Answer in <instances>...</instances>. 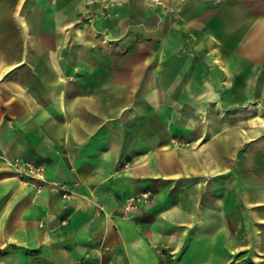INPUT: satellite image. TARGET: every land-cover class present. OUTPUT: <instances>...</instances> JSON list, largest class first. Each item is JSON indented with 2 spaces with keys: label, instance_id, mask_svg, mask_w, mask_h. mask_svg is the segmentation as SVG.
<instances>
[{
  "label": "crops",
  "instance_id": "obj_1",
  "mask_svg": "<svg viewBox=\"0 0 264 264\" xmlns=\"http://www.w3.org/2000/svg\"><path fill=\"white\" fill-rule=\"evenodd\" d=\"M164 246L264 264V0H0V264H160Z\"/></svg>",
  "mask_w": 264,
  "mask_h": 264
},
{
  "label": "built area",
  "instance_id": "obj_2",
  "mask_svg": "<svg viewBox=\"0 0 264 264\" xmlns=\"http://www.w3.org/2000/svg\"><path fill=\"white\" fill-rule=\"evenodd\" d=\"M11 166L16 171L19 177H31L39 180L45 181L46 168L44 166H35L30 162H25L19 159H16L11 162ZM77 184H69L65 182H49L48 189L51 193L59 194L63 200L69 201L75 191V186ZM150 194H142L140 196L133 197L127 201L126 211L134 212L138 206L149 202ZM161 257L160 264H169V258L174 253L171 251L170 247L164 246L158 250Z\"/></svg>",
  "mask_w": 264,
  "mask_h": 264
},
{
  "label": "rangeland",
  "instance_id": "obj_3",
  "mask_svg": "<svg viewBox=\"0 0 264 264\" xmlns=\"http://www.w3.org/2000/svg\"><path fill=\"white\" fill-rule=\"evenodd\" d=\"M32 164H34V163H32ZM35 166H43V165H38V164H34ZM9 169H10V171L13 173V174H15L18 178H20L21 180H23V181H25V182H27V183H29V185L33 188V189H35L36 191H38V192H41V193H43V192H50V190L48 189V187H49V182L50 181H47V180H45V181H43V180H39V179H36V178H31V177H19L18 175H17V173H16V171L13 169V167L11 166V163H9ZM45 171H47V170H45ZM51 193V192H50Z\"/></svg>",
  "mask_w": 264,
  "mask_h": 264
}]
</instances>
